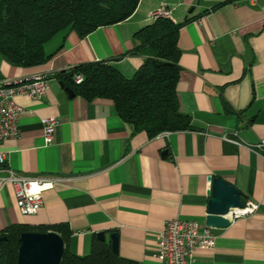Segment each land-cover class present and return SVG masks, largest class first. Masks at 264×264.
Wrapping results in <instances>:
<instances>
[{
	"label": "crops",
	"instance_id": "1",
	"mask_svg": "<svg viewBox=\"0 0 264 264\" xmlns=\"http://www.w3.org/2000/svg\"><path fill=\"white\" fill-rule=\"evenodd\" d=\"M141 0L126 21L100 27L86 37L72 31L46 44L44 65L16 67L0 54V82L51 76L77 65L107 61L131 79L144 58L129 55L134 35L152 23L161 7L180 29L181 67L177 93L194 129L155 138L133 133L112 100L71 97L63 81L50 78L41 100L18 96L23 107L20 135L0 146L7 169L28 177L60 181L43 196L35 215H23L14 187L0 190V233L16 224H66L70 251L92 253L99 233H118L121 257L157 264L158 237L166 223L181 218L206 226L212 182L220 177L258 204L255 214L212 228L210 250H199L194 264H264V0ZM219 8L214 7L225 3ZM59 125L45 147L43 120ZM100 240V239H99Z\"/></svg>",
	"mask_w": 264,
	"mask_h": 264
},
{
	"label": "trees",
	"instance_id": "2",
	"mask_svg": "<svg viewBox=\"0 0 264 264\" xmlns=\"http://www.w3.org/2000/svg\"><path fill=\"white\" fill-rule=\"evenodd\" d=\"M141 0H0V54L12 65L32 68L46 64L56 53L48 54L46 44L58 35L74 31L84 38L100 27L129 19ZM238 1L230 0L229 2ZM225 3L217 4L219 8ZM158 17L135 33L136 45L128 53L144 58L131 79L107 61L77 65L54 73L75 95L89 102L112 100L118 116L133 133L145 132L149 138L164 132L194 129L190 115L181 110L177 93L181 67L178 45L181 27ZM83 81L77 83L76 75ZM245 202L246 199L242 198ZM55 231L65 241L61 264H138L115 252L106 241L95 239L92 253L77 256L70 251L71 230L66 224L29 226L16 224L0 233L7 241L0 248V264H18L20 236L26 232Z\"/></svg>",
	"mask_w": 264,
	"mask_h": 264
},
{
	"label": "built area",
	"instance_id": "3",
	"mask_svg": "<svg viewBox=\"0 0 264 264\" xmlns=\"http://www.w3.org/2000/svg\"><path fill=\"white\" fill-rule=\"evenodd\" d=\"M158 17H171L167 7H161L150 16L152 20ZM75 81L81 83L82 75H76ZM50 78L43 74H34L31 77L0 82V146L9 139L20 135L19 120L23 107L16 102L18 96H27L35 101L41 100L47 92ZM44 146L55 141L59 122L55 118H46L43 121ZM264 148V142L259 145ZM6 163V155L0 151V171ZM7 176H0V190L11 183L14 187L17 206L23 215H35L43 206L44 193L53 190L60 181L54 177L28 178L6 170ZM258 204L247 201L243 208L232 210L228 218L231 222L236 219L255 214ZM216 237L212 228L201 227L199 223L175 218L169 220L159 233L157 264H194V255L199 250H210L215 246Z\"/></svg>",
	"mask_w": 264,
	"mask_h": 264
},
{
	"label": "water",
	"instance_id": "4",
	"mask_svg": "<svg viewBox=\"0 0 264 264\" xmlns=\"http://www.w3.org/2000/svg\"><path fill=\"white\" fill-rule=\"evenodd\" d=\"M71 97L75 94L70 87L61 84ZM212 189L208 204L206 226L210 228H226L231 225L228 216L232 210L243 208L242 192L234 185L220 177H210ZM100 240L105 239L104 233H99ZM118 233L110 237V245L118 252ZM7 237H0V248ZM18 264H61L66 244L62 236L55 231L47 233L26 232L20 236Z\"/></svg>",
	"mask_w": 264,
	"mask_h": 264
}]
</instances>
